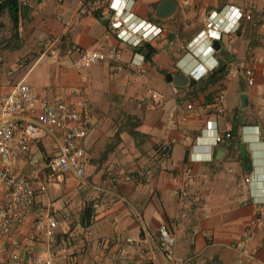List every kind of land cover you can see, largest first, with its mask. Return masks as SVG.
<instances>
[{"label": "crops", "instance_id": "crops-1", "mask_svg": "<svg viewBox=\"0 0 264 264\" xmlns=\"http://www.w3.org/2000/svg\"><path fill=\"white\" fill-rule=\"evenodd\" d=\"M85 1L29 0L17 34L8 11L0 15V92L25 81L37 92L47 89L52 101H82L88 122L83 143L90 184L68 170L39 193L58 218L68 248L40 241L35 253H53L55 264H69L70 255L79 264H111L113 254L122 252L117 264H264V0H125L134 27L161 28L149 41L157 53L145 61V72L127 66L142 55L135 45L117 32L106 36L114 16L110 0H89L86 10ZM250 4L252 19L242 20L236 32H224L221 48L212 54L201 36L208 20L231 27L230 15ZM48 41L59 55L41 58ZM73 45L118 46L126 67L113 71L102 62L80 71L69 53ZM191 49L211 66L218 64L202 81L179 78L197 63ZM222 93L219 114L215 104ZM217 131L233 136L216 144ZM62 139L60 130L41 134L30 152L54 156ZM173 139L171 157L158 153V145ZM172 164L190 166L195 175L184 198L174 193ZM18 168L30 170L25 157ZM136 170L144 173L141 179L113 185L112 175ZM101 186L114 187L125 199ZM89 204L93 211L85 219ZM163 223L176 237L171 251L158 245ZM32 227L29 219L13 236L25 238ZM238 239L244 243L236 247Z\"/></svg>", "mask_w": 264, "mask_h": 264}, {"label": "built area", "instance_id": "built-area-1", "mask_svg": "<svg viewBox=\"0 0 264 264\" xmlns=\"http://www.w3.org/2000/svg\"><path fill=\"white\" fill-rule=\"evenodd\" d=\"M125 0H110L109 7L114 12L106 36L114 32L122 40L137 46L142 41L154 39L161 31L157 25L156 32H150L149 28L134 27L128 20L124 5ZM29 0H21V6L27 5ZM84 9L91 5V1L83 3ZM253 4L248 10L237 9L234 16V24L231 27L217 26L214 19L208 20L207 28L201 32V36L212 44L213 38H219L224 32H236L244 19H252ZM21 25V23H20ZM212 31L214 33H212ZM217 33V35H215ZM73 64L83 71L98 63L108 62L111 70L123 69L122 52L118 46L109 49L88 48L81 45H73L69 49ZM59 55L58 48L54 41H48L40 51V57ZM133 58L127 66L138 68L145 72V59ZM200 75H196L199 78ZM248 80L253 83L250 74ZM1 87V86H0ZM150 95L161 98V94L151 91ZM225 94L222 93L216 98L215 111L224 112L223 102ZM73 100L61 99L52 101L47 89L35 91L30 84L19 81L10 89L0 92V185L4 192L0 197V264H55V255L48 256L37 254L34 246L37 242L43 241L48 248L60 244L63 250L68 248V238L59 233V220L52 209L39 198V193L47 192L51 183L62 179L64 172L73 171L81 183L89 185L90 181L86 174L85 146L84 139L88 131V122L80 110V104ZM192 105L189 104L188 108ZM188 119V115L181 118ZM60 130L63 139L59 152L51 157L38 155L30 152L32 144L39 142L41 134H53ZM232 137L230 131H217L215 143H221ZM176 140L158 145L157 151L162 156L169 158L172 155L173 145ZM25 157L29 171L20 170L18 161ZM173 180L178 184L174 193L179 198H184L191 183L195 180L191 167L180 168L176 164L171 165ZM144 173L136 170L124 174L112 175L113 185L120 181H135L141 179ZM104 192L111 193L115 197L125 199L114 187H98ZM29 219L33 220L32 231L25 238L13 236V231ZM132 243L131 238L126 239ZM244 243L243 239L234 241V246L239 247ZM158 245L164 251H171L176 245V237L166 223L159 227ZM245 253H249L244 248ZM122 253L112 256L111 264H117ZM69 264H79L76 255L68 256Z\"/></svg>", "mask_w": 264, "mask_h": 264}, {"label": "trees", "instance_id": "trees-1", "mask_svg": "<svg viewBox=\"0 0 264 264\" xmlns=\"http://www.w3.org/2000/svg\"><path fill=\"white\" fill-rule=\"evenodd\" d=\"M26 6H21V0H0V15L4 12L8 11L11 21L13 23V28L15 33L17 34L19 31L20 23L24 17V13L26 12ZM136 49L139 53L144 56L145 61H151L155 54L157 53V48L149 41H142L140 44L136 46ZM206 76L202 77L201 79L197 80L191 78L192 81H202L205 79ZM232 136H233V132ZM93 205L89 204L86 207V214L85 219L89 216V213L93 211Z\"/></svg>", "mask_w": 264, "mask_h": 264}, {"label": "clouds", "instance_id": "clouds-1", "mask_svg": "<svg viewBox=\"0 0 264 264\" xmlns=\"http://www.w3.org/2000/svg\"><path fill=\"white\" fill-rule=\"evenodd\" d=\"M209 49L211 50L212 54H214L216 51L211 43L209 44ZM189 53L191 57H193L194 59H197V63L190 66L186 70L188 72L187 75L194 79H197V80L201 79L202 77L206 76L207 73H209L211 70H213L218 65V64H215L211 66L206 60L202 58V54L197 53L195 49H191ZM196 75H200L199 78H196Z\"/></svg>", "mask_w": 264, "mask_h": 264}, {"label": "water", "instance_id": "water-1", "mask_svg": "<svg viewBox=\"0 0 264 264\" xmlns=\"http://www.w3.org/2000/svg\"><path fill=\"white\" fill-rule=\"evenodd\" d=\"M167 4H169V2H167ZM171 5H172L173 7H175L174 4H171ZM166 11H167V10H166ZM169 13H170V12H169ZM166 14H168V12L165 13L164 15H166ZM212 46L215 48V50H219V49L221 48V40H220V38H213V39H212ZM167 77L169 78V80H171V79L173 78L172 73H169V74L167 75ZM179 78H185V79H188L189 76L186 75L185 73H180V74H179ZM246 98H247V96H246L245 94H243V95H242V100H243L244 105H246Z\"/></svg>", "mask_w": 264, "mask_h": 264}, {"label": "rangeland", "instance_id": "rangeland-1", "mask_svg": "<svg viewBox=\"0 0 264 264\" xmlns=\"http://www.w3.org/2000/svg\"><path fill=\"white\" fill-rule=\"evenodd\" d=\"M0 189H1V194H3V192H4V187H2V185H0Z\"/></svg>", "mask_w": 264, "mask_h": 264}]
</instances>
